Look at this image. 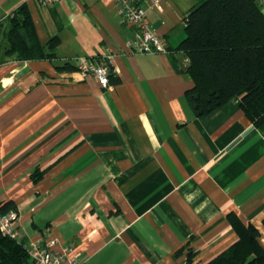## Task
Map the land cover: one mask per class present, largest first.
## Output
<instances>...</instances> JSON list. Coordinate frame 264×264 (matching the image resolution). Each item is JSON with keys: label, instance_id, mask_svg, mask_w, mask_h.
Masks as SVG:
<instances>
[{"label": "crops", "instance_id": "0c3cea01", "mask_svg": "<svg viewBox=\"0 0 264 264\" xmlns=\"http://www.w3.org/2000/svg\"><path fill=\"white\" fill-rule=\"evenodd\" d=\"M117 1L0 0V204L20 241L49 234L80 264H188L189 251L204 264L237 240L231 213L264 247V122L239 97L200 117L186 99L178 47L196 0H131L169 50L145 55ZM22 4L55 58H3ZM81 56H111L107 88L78 73Z\"/></svg>", "mask_w": 264, "mask_h": 264}, {"label": "trees", "instance_id": "16d2710c", "mask_svg": "<svg viewBox=\"0 0 264 264\" xmlns=\"http://www.w3.org/2000/svg\"><path fill=\"white\" fill-rule=\"evenodd\" d=\"M5 56L22 60L55 58L58 39L42 44L26 5L7 17ZM185 38L178 50L189 59L186 73L193 87L186 92L197 117L239 97L240 108L256 126L264 122V14L258 0H196L184 18ZM182 56V55H181ZM2 58V59H3ZM65 63L59 69L69 67ZM77 69V67H76ZM113 74L109 75L112 76ZM41 177L35 174V180ZM3 212L14 210L12 202L0 204ZM227 219L237 240L204 264H264L260 233L235 214ZM193 252L187 253L191 264ZM0 264H31L25 244L0 233Z\"/></svg>", "mask_w": 264, "mask_h": 264}, {"label": "built area", "instance_id": "2783aa9c", "mask_svg": "<svg viewBox=\"0 0 264 264\" xmlns=\"http://www.w3.org/2000/svg\"><path fill=\"white\" fill-rule=\"evenodd\" d=\"M41 4H52L58 0H39ZM260 3L263 0H259ZM116 13L122 23L134 27L132 38L128 45L136 54H167L169 50L159 36L151 28L146 18L145 9L135 5L131 0H118ZM184 24V21H183ZM182 55V69L186 71L189 59ZM111 56L105 58H89L81 56L77 60V71L82 76H92L97 79L102 88L109 86V75L113 74L110 65ZM18 214L15 210L6 212L0 209V233L16 242H21L17 229ZM57 240L49 234L42 240L25 245L31 264H80L79 257L72 254L70 247L57 248Z\"/></svg>", "mask_w": 264, "mask_h": 264}]
</instances>
